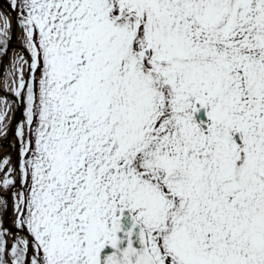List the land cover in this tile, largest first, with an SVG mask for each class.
Returning <instances> with one entry per match:
<instances>
[{
    "label": "snow or ice",
    "instance_id": "obj_1",
    "mask_svg": "<svg viewBox=\"0 0 264 264\" xmlns=\"http://www.w3.org/2000/svg\"><path fill=\"white\" fill-rule=\"evenodd\" d=\"M4 65L0 264H264V0H10Z\"/></svg>",
    "mask_w": 264,
    "mask_h": 264
},
{
    "label": "water",
    "instance_id": "obj_2",
    "mask_svg": "<svg viewBox=\"0 0 264 264\" xmlns=\"http://www.w3.org/2000/svg\"><path fill=\"white\" fill-rule=\"evenodd\" d=\"M9 3H10V0H0V5H3L4 8H5L6 10H8V5H9ZM17 31H18V34H19V29H18V28L16 29V32H17ZM16 35H17V33H16ZM14 40H15V39H13L12 42H13ZM12 42H11V43H12ZM15 45H16V47H18L19 44H15ZM8 58H9V57H8ZM0 71H1V69H0ZM21 118H23V107H22V106H19V107L17 108V110L15 111V113H14V119H15V120H19V119H21ZM11 127H13V126H11ZM13 136H14V129H13V134H10L9 137H8V139H7L6 141L3 140V139H0V144H1V146L7 148L6 150H4V151H2V152L0 153V156H2L4 153H9V152H11L12 157L15 158V156H16V152H17V147H16V144H15V142H14V138H13ZM3 219H4V222H5V224H6V226H7L8 228H10V229H12V230H15L16 225H15V223H14V220H12V219L7 215V213L3 216Z\"/></svg>",
    "mask_w": 264,
    "mask_h": 264
},
{
    "label": "bare ground",
    "instance_id": "obj_3",
    "mask_svg": "<svg viewBox=\"0 0 264 264\" xmlns=\"http://www.w3.org/2000/svg\"><path fill=\"white\" fill-rule=\"evenodd\" d=\"M0 10H6L5 8H4V6L3 5H0ZM17 33V38L12 42V51H15L16 50V45L15 44H19L20 43V41H19V34H18V31L16 32ZM11 58H12V53L10 52L9 53V61H11ZM6 65H4L3 66V69H1V72H0V80H2V78H3V76H2V72L4 71V70H6ZM0 94H2V93H0ZM9 95V98H12V94L11 93H9L8 94ZM16 121H18V120H16ZM13 129H14V126H13ZM7 148L6 147H2L1 146V144H0V153L2 152V151H4V150H6ZM7 215L11 218V219H15V217H14V213H13V211L11 210V209H9L8 211H7Z\"/></svg>",
    "mask_w": 264,
    "mask_h": 264
},
{
    "label": "rangeland",
    "instance_id": "obj_4",
    "mask_svg": "<svg viewBox=\"0 0 264 264\" xmlns=\"http://www.w3.org/2000/svg\"><path fill=\"white\" fill-rule=\"evenodd\" d=\"M10 155V154H9Z\"/></svg>",
    "mask_w": 264,
    "mask_h": 264
}]
</instances>
